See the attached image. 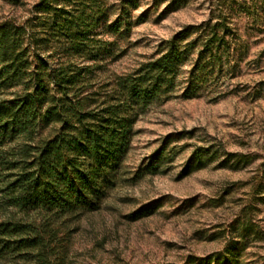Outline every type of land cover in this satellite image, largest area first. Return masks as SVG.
<instances>
[{"label": "trees", "instance_id": "1", "mask_svg": "<svg viewBox=\"0 0 264 264\" xmlns=\"http://www.w3.org/2000/svg\"><path fill=\"white\" fill-rule=\"evenodd\" d=\"M136 8V0H121L111 20L112 7L100 0H39L26 20L0 22V264H69L72 227L131 180L123 161L137 118L181 87L184 97L197 96L237 52L225 9L184 28L132 72L97 81L105 60L122 57L118 40L129 38ZM103 23L116 39L96 32ZM175 156L164 146L133 180L158 173ZM229 157L225 162L233 158L237 169L254 160ZM206 158L197 148L186 172L205 166ZM153 212L143 208L131 218Z\"/></svg>", "mask_w": 264, "mask_h": 264}, {"label": "rangeland", "instance_id": "2", "mask_svg": "<svg viewBox=\"0 0 264 264\" xmlns=\"http://www.w3.org/2000/svg\"><path fill=\"white\" fill-rule=\"evenodd\" d=\"M38 1L0 0V22L26 20ZM120 1L100 0L112 7L111 20ZM136 1L130 36L118 40L123 55L105 60L97 81L132 72L165 51L184 28L225 9L232 13L237 52L197 96L184 97L181 87L137 118L123 161L131 180L72 227L68 263L264 264V0ZM96 32L116 39L105 23ZM166 145L174 159L164 160L158 173L133 180ZM197 148L207 152L206 165L187 173ZM232 155L254 160L237 169L233 158L225 162ZM148 207L151 215L132 220ZM216 254L220 260L208 263Z\"/></svg>", "mask_w": 264, "mask_h": 264}]
</instances>
